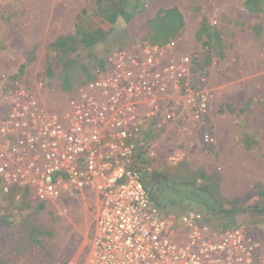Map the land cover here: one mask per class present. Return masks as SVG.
<instances>
[{"label": "built area", "instance_id": "obj_1", "mask_svg": "<svg viewBox=\"0 0 264 264\" xmlns=\"http://www.w3.org/2000/svg\"><path fill=\"white\" fill-rule=\"evenodd\" d=\"M88 74L58 108L23 86L0 102V193L38 205L92 193L89 264H264L242 227L215 229L199 212L159 217L142 181L154 141L177 127L191 121L213 143L205 73L170 41L112 50Z\"/></svg>", "mask_w": 264, "mask_h": 264}, {"label": "rangeland", "instance_id": "obj_2", "mask_svg": "<svg viewBox=\"0 0 264 264\" xmlns=\"http://www.w3.org/2000/svg\"><path fill=\"white\" fill-rule=\"evenodd\" d=\"M159 1L0 0V102L23 86L60 107L68 90L87 80L89 58L105 59L112 50L152 42L154 23L147 21L158 8L164 9ZM118 9L125 11L129 22L120 21L106 42L85 50L74 37L81 12H93L81 23L84 28L109 31L105 14ZM176 34L157 35L154 41H174L178 52L188 55L207 78L206 63L189 54L183 33ZM61 36L69 38L53 43ZM203 48L214 50L211 45ZM206 88L214 95L213 110L216 94L207 84ZM3 108L0 105V111ZM229 110L222 107L220 112ZM257 112L248 125L237 123L242 116L234 118L238 134L248 137L238 149L219 157L212 132L207 130L213 143L204 144L197 129L181 136L177 127L178 136L154 141L156 155L145 160L141 177L159 217L199 212L218 229L242 227L264 257V149L249 136L254 130L262 134ZM208 129H213L209 123ZM96 208L90 192L39 205L18 193H0V264H89Z\"/></svg>", "mask_w": 264, "mask_h": 264}, {"label": "crops", "instance_id": "obj_3", "mask_svg": "<svg viewBox=\"0 0 264 264\" xmlns=\"http://www.w3.org/2000/svg\"><path fill=\"white\" fill-rule=\"evenodd\" d=\"M161 3L163 11L176 10L181 16L182 27L176 36L183 33L191 47L189 54L206 63L205 83L215 92L217 107L209 112L205 129L214 134L216 155L238 149V143L248 136H240L236 127L250 124L251 115L257 111L262 118V134L254 130L249 136L262 142L264 149V0H160ZM161 9L148 18L147 25L156 20ZM68 38L61 36L53 43ZM209 45L214 50L205 52L203 46ZM222 107L229 112L222 114ZM238 116H242L239 125L234 121ZM208 123L213 127L211 131ZM178 128H182L181 134L196 129L191 121ZM174 136H178L174 131L167 134L169 139Z\"/></svg>", "mask_w": 264, "mask_h": 264}, {"label": "trees", "instance_id": "obj_4", "mask_svg": "<svg viewBox=\"0 0 264 264\" xmlns=\"http://www.w3.org/2000/svg\"><path fill=\"white\" fill-rule=\"evenodd\" d=\"M91 14H93L92 11L89 10H83L80 14L79 17V22L78 24L74 27V37L80 39V44L81 46L87 50V51H92L96 49L98 46H100L102 43L106 42L109 34H111L116 26L119 24L120 21H123L124 23L129 22V17L125 13L123 9H118L114 13H104L107 15V21H106V26L108 27L109 31H104L102 28H96V29H90V28H84L83 25V20L88 18ZM154 23V38L152 37V42L148 44H166L170 42L171 40H168V42H156L155 38L157 35H163V37H168L171 34H176L179 29L182 27V18L181 16L176 12V10H168L164 11L161 15H158L156 20L152 21ZM151 23V22H150ZM149 23V24H150ZM148 24V25H149ZM59 42V41H58ZM90 64L88 65V70L87 71V79L89 78V68L91 65H98L102 66L104 63V58L103 59H94V58H89ZM67 88V87H66ZM210 224L212 225L213 228L218 229L210 219ZM231 228L229 226H222L218 230H225Z\"/></svg>", "mask_w": 264, "mask_h": 264}, {"label": "bare ground", "instance_id": "obj_5", "mask_svg": "<svg viewBox=\"0 0 264 264\" xmlns=\"http://www.w3.org/2000/svg\"><path fill=\"white\" fill-rule=\"evenodd\" d=\"M39 11V10H38Z\"/></svg>", "mask_w": 264, "mask_h": 264}]
</instances>
